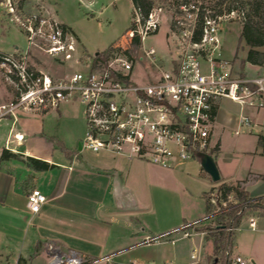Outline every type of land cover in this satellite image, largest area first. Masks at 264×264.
Here are the masks:
<instances>
[{"label": "built area", "instance_id": "built-area-1", "mask_svg": "<svg viewBox=\"0 0 264 264\" xmlns=\"http://www.w3.org/2000/svg\"><path fill=\"white\" fill-rule=\"evenodd\" d=\"M6 1L11 20L24 35L25 48L0 51V77L15 89L13 98L0 103V119L14 116L17 110L48 111L77 99L87 129L81 147L170 167L215 147L210 139L222 99L239 106L240 127H248L251 121L243 108L264 110V72L241 71L223 55L219 38L225 23L243 22L240 0L218 5L216 0H154L146 14L132 6L131 25L119 40L109 45L105 55L97 51L88 57L79 51L76 35L47 7L24 12ZM161 24L167 25L166 53L145 44ZM33 51L81 68L55 77L30 60ZM14 138L19 141L22 136ZM45 200L33 187L25 205L37 213ZM210 203L212 216L219 208L214 196ZM249 227L255 228L252 217ZM191 234L184 231L182 236ZM163 236H146L142 243L166 242L169 238L161 240ZM45 250L47 264L86 263L76 251L62 252L52 243ZM190 258L200 261L199 253ZM231 260L251 264L239 255Z\"/></svg>", "mask_w": 264, "mask_h": 264}, {"label": "rangeland", "instance_id": "rangeland-1", "mask_svg": "<svg viewBox=\"0 0 264 264\" xmlns=\"http://www.w3.org/2000/svg\"><path fill=\"white\" fill-rule=\"evenodd\" d=\"M10 1L13 6L19 7L24 12L33 11L40 5L45 7L48 5L56 19L68 27L80 40L78 41L80 43L79 51L83 57L92 56L97 51L105 50L110 44L119 40L131 25V0ZM0 2H2L0 5V51H12L15 46L24 49V35L11 20V14L6 6L7 1L0 0ZM240 25L241 23L236 21L223 25L219 36L223 55L241 71L245 70L249 74L264 72V64L260 66L245 63L243 70L240 68V60L245 57L246 51V46L239 38ZM166 31L167 25L161 24L157 33L146 38L145 44L153 46L160 53H166L168 51ZM261 50L264 51V47ZM30 60L38 68L52 73L55 77L71 72L75 68H81L79 65L59 62L40 51L30 53ZM14 94L13 85L0 77V103L13 98ZM242 111L250 117L251 121L248 127L239 126L240 108L236 103L227 99H222L219 103L217 122L215 121L210 139L214 146H218L215 142L218 139L219 151L211 149L207 152L212 156L220 174L221 180L217 182L202 178L199 174L200 164L197 158L167 168H161V166L147 161L131 160L139 166V169L136 171V178H132L129 185L132 184L135 187V195L139 201L138 208H146L147 214L150 213L147 215L150 218L144 221L146 225H155L160 228L166 224H173L172 222L175 220H180L178 221L180 224L182 217L191 219L190 214H197L194 218L202 217L204 200L201 197V191L208 190L211 185L216 187L221 182L234 181L237 178L259 179L260 176L252 177V174H264V153L262 147L257 144V137L264 135V110L256 111V109L247 107ZM24 112L37 114L23 120L17 119L13 130L23 132L22 148L27 150V155L41 160H44L43 157H49L54 162L65 164V168L56 167L45 173L30 168L20 158L1 159L0 243L3 245V251L11 254L9 264H14V256L21 247L28 250L36 240L32 232L31 222L33 221L30 218V211L24 206V184L28 178L31 180V174L39 171V177L33 176V180L36 181V186L40 187L42 182L48 181V177L53 178L52 175L57 173L61 179V174L63 177V174L69 172L67 165L76 168L78 161L82 163L83 160L93 161L101 155V152L88 148H82L80 153L77 149L78 143L80 144L87 130L83 106L77 99L64 101L58 109L48 110L45 113L37 110H25ZM4 120H0V154L9 125H5ZM256 120H259V123ZM25 122L27 124H24ZM10 136L12 137L11 134ZM62 147L69 148L76 157L70 161L63 154ZM26 168L33 173H29L24 179ZM201 171L207 174L202 168ZM79 182V178L75 177L70 179L67 186L70 191L76 189V193L85 195L87 187ZM263 185L262 183L258 184L259 188H263ZM70 195L72 194H64L57 204L68 201L66 199L71 201L73 196ZM257 198L264 199V194ZM74 204L77 206L76 200ZM258 214L260 212H248L238 228L235 229L231 257L239 255L251 264H264V216ZM158 215L163 218L160 222L157 219ZM250 217L255 221L254 230L249 227ZM214 223L215 220L207 219L195 223L191 229L177 228L173 230L171 228L169 232L163 233L164 236L161 237V240L172 238L173 242L168 239L158 245L145 247L141 251H145L151 256L154 255L153 264H212L210 257L212 244L210 241L203 240L205 231L202 236L194 228ZM184 231H190L192 234L183 237ZM192 253H199V263L190 258ZM85 260L89 263L93 259L85 258ZM47 262L48 256L41 248L32 264H47ZM95 264L112 263L98 262Z\"/></svg>", "mask_w": 264, "mask_h": 264}, {"label": "crops", "instance_id": "crops-1", "mask_svg": "<svg viewBox=\"0 0 264 264\" xmlns=\"http://www.w3.org/2000/svg\"><path fill=\"white\" fill-rule=\"evenodd\" d=\"M47 8L50 10L48 5ZM78 41L80 40L78 39ZM58 108L59 107L56 109ZM24 111L25 110H18V112L14 113V116H6L7 119L6 117L3 118L5 119L4 124H9L7 133L4 137L3 148L18 154V158L22 160L28 156V152L26 149L22 148L23 141H21V139L17 141L14 138L16 134L24 138L23 132L19 130L13 131L14 126L17 119L23 120L24 118L26 119L33 115H37L32 112L25 113ZM41 112L45 113L46 111ZM217 115L218 110L216 113V122ZM256 121L258 122L259 120ZM24 124L27 123L25 122ZM261 136L264 137V135ZM215 142L218 144L217 151H219L218 139ZM82 148L84 147H81L78 143L77 149L79 153ZM62 152L70 161L73 157H76L73 151L67 147H65V151L62 150ZM96 152H101V155L96 157L93 161L83 160V163L78 161L76 168H71L70 165H67V170H69V172L63 174V177L61 174V179H59L57 173L56 175H52L53 178L48 177V181L42 182L41 186L37 187L36 181L33 180V176L38 178L39 171L48 173L56 167L65 168V164L54 162L49 157H43V161H46L50 166L47 169L36 171L34 174H31V180L30 178L26 180L24 184L25 202L27 192L33 187L38 188L43 193L46 200L40 206L37 213L30 212V218L33 221L31 222L32 232L36 240L33 242L30 249L26 250L23 247L19 249L18 253L14 256V264L17 263L19 258L24 260V264H32L36 254L41 248L45 250L47 243L54 244L62 252L74 250L85 258L93 259L92 262H86L85 264H95L98 262H111L112 264H132L133 262L136 264H153L154 255L151 256L141 250L145 247L158 244H143L144 237L156 236L153 233L160 235L164 232H169L171 228L173 230L182 228L184 223H196V221L204 217L203 214L202 217L194 218L197 214H190L192 218L186 219L182 217L180 224L178 223L180 220H175L172 222L173 224H166L160 228L155 225H146L144 221L150 218L147 216L150 213L147 214L146 208H138L139 201L135 195V187L132 184L129 185L131 179L136 178V171L139 169V166L131 160H145L135 157L130 158L104 149ZM194 159L195 158L189 159V161ZM177 165L180 164L174 163L172 166ZM161 168L167 167L161 166ZM29 173L33 172L26 168L24 179ZM199 174L202 178L210 180L209 176L201 171V166ZM252 175V177L260 176V178L255 180L249 179L248 177L245 179L237 178L234 181H225V183H242L250 196L255 198L261 197L264 194V185L263 188H259L258 184H264V174L256 173ZM75 177L79 178V183H83L87 187L85 195L79 192L76 193V189L70 191V188H68L67 185L70 183V179H74ZM210 187H212V185ZM203 192H205V190L201 191L202 198ZM67 193L72 194L70 195L73 196L71 201L66 199L68 201H62V204H57V202L63 198V195ZM75 200L77 201V206L74 204ZM24 206L26 208L25 203ZM157 219L160 222L163 218L158 215ZM201 235L203 236V234ZM203 240L208 241L205 240L204 237ZM10 259L11 254L7 251L4 252L3 245L0 243V264H9Z\"/></svg>", "mask_w": 264, "mask_h": 264}, {"label": "trees", "instance_id": "trees-1", "mask_svg": "<svg viewBox=\"0 0 264 264\" xmlns=\"http://www.w3.org/2000/svg\"><path fill=\"white\" fill-rule=\"evenodd\" d=\"M154 0H131L132 6L140 7L143 14H146L152 7ZM224 0H216L215 4H220ZM239 5L245 9L244 19L241 23L239 38L246 46L245 57L240 60V68L243 70L244 64L263 65L264 51L260 48L264 46V0H240ZM19 8V7H18ZM106 48L100 53L105 55ZM257 144L262 147L264 153V137H257ZM63 148V147H62ZM217 151L218 147L212 148ZM65 151V148H63ZM10 157L18 158V154L7 149H2L1 159ZM199 160V155L196 156ZM26 164L36 170L47 169L50 165L41 159L26 156ZM205 202L204 217L196 223L215 220L214 224L202 225L194 228L196 232L205 231L204 239L212 244L211 263L233 264L231 260V250L235 238V229L238 228L241 220L248 212H260L264 215V199L255 198L248 194L242 183L228 184L221 182L216 187H211L202 193ZM211 196L216 198L219 212L211 215L214 206L210 203ZM213 218V219H212ZM191 224L184 223L182 228L189 229ZM16 264H24V260L19 258Z\"/></svg>", "mask_w": 264, "mask_h": 264}, {"label": "water", "instance_id": "water-1", "mask_svg": "<svg viewBox=\"0 0 264 264\" xmlns=\"http://www.w3.org/2000/svg\"><path fill=\"white\" fill-rule=\"evenodd\" d=\"M123 46H126L125 40L122 41ZM199 164L201 168L207 173L210 180L217 182L220 180L218 169L212 156L208 153H199Z\"/></svg>", "mask_w": 264, "mask_h": 264}]
</instances>
